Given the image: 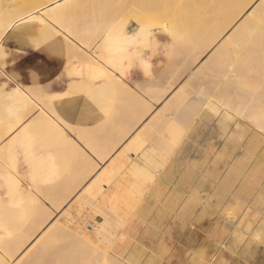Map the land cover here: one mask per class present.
I'll return each mask as SVG.
<instances>
[{
	"label": "rangeland",
	"instance_id": "374dc122",
	"mask_svg": "<svg viewBox=\"0 0 264 264\" xmlns=\"http://www.w3.org/2000/svg\"><path fill=\"white\" fill-rule=\"evenodd\" d=\"M10 1L0 0V19L5 14V20L11 23L0 35V61L12 55L8 61L12 66L8 68L6 63H0V76L6 75L8 86L20 88L35 99L40 108L34 107L40 114L50 118L51 114L56 117V112L59 117L56 119L64 129L68 126L60 118L64 117V108L56 105L51 108L40 76L23 73L31 82L28 85L15 72V60L37 52L48 58L65 56L67 65L79 64L77 60L70 62L71 47L65 39L57 37L56 29L100 58L104 57L102 44L110 36L125 47L129 57L122 59L121 69L113 71L121 78L124 88L115 87L116 95L106 100L107 115L100 123L89 126L104 123L106 127L108 161L104 169L92 161L96 166L94 177L84 183L89 162L86 154V159L80 157L70 165L68 159L57 155L58 147L52 141L48 146H38L41 155L47 153L51 160L60 159L57 164L53 162L57 173L50 182L40 177L39 172L26 180L28 188L22 187L19 195L21 209L0 204V214L5 211L0 216V259L3 258L0 263L56 264L77 248L75 244L83 242L86 246L78 249L81 251L78 257L85 259L84 264H93L108 255L113 264H264V129L255 128L257 122L264 125V61L256 65L244 93L233 91L235 85L228 88L225 44L221 45L224 49H218L222 38L215 40L225 31L224 20H228L224 17L223 0H86L62 16V21L48 18V24L38 23L35 37L31 38L14 37L11 33L14 24L40 15L55 2L41 5L48 0H13L15 8L20 6L19 13L28 9L29 2L34 3L28 14L19 17L18 12H12L16 9L9 15L4 12ZM250 1L226 0L225 3L242 18L258 0L245 7ZM10 17L15 18L9 22ZM124 32L133 33L136 39H122ZM191 36L195 48L186 43L185 39ZM101 63L104 65L105 58H101ZM220 83H224L226 90L215 94ZM179 88L182 90L177 95ZM203 88L204 95L197 97ZM175 93L176 97L170 101L177 102L169 108L167 104L163 107ZM146 97L152 108L150 116L165 110L158 117L162 119L153 118L146 124L151 123L152 127L146 126V132L143 130L139 138L135 137L133 142L127 138L119 145L120 137L129 131L130 136L136 134L150 117L141 122V116L149 108ZM25 110L27 117L32 114V109ZM0 111L5 119H12L8 100L0 102ZM247 111L254 116V122L252 116L245 119L249 113L242 115ZM33 119L26 127L35 122ZM47 123L51 125L50 121ZM46 140L44 137L43 145ZM70 145L76 147L74 142ZM91 146L100 147V141ZM86 148L92 152L90 147ZM62 161L65 165L60 167ZM129 162L135 164L136 171L133 172L132 166L119 170ZM28 167L30 171L33 169ZM13 182L17 183L19 192L18 182L12 179L13 187ZM27 189H30L28 193ZM101 193L108 200L102 201ZM31 198L48 211L43 215V211L37 210L36 222L31 219L35 209ZM48 207L59 210V215L50 218ZM7 216L11 219L6 220ZM54 229L58 238L61 236L56 242L50 240ZM19 232H26L27 239L24 236L25 245L17 251V246L12 249L11 246L16 244L12 242L17 240ZM83 252L87 255H82ZM35 254L39 256L34 262Z\"/></svg>",
	"mask_w": 264,
	"mask_h": 264
},
{
	"label": "crops",
	"instance_id": "0c3cea01",
	"mask_svg": "<svg viewBox=\"0 0 264 264\" xmlns=\"http://www.w3.org/2000/svg\"><path fill=\"white\" fill-rule=\"evenodd\" d=\"M60 2L64 1L62 0ZM38 23H42L43 25L48 24L47 22L41 21L25 23L22 20L14 24L11 33L16 38L35 37L34 35ZM55 34H57V37L60 39L70 40V42H67V46L71 47L69 50L70 62L77 60L80 61L79 64L71 63L67 65V57L65 56L48 58L41 53L33 52L30 53V57L16 59L13 68L16 73H20L21 76L24 77L28 85H30L31 82L27 80L28 77H26V75L24 76L23 73L33 72L40 76L42 90L48 95L51 108L53 105L64 108V117L60 118H64L68 126L66 127L67 129H64L56 119H59V117H53L51 114L50 118H48L51 125L44 122L36 123L35 121L30 127H26L34 117L40 114L39 110L34 108V106L40 108V105L35 99L33 100L28 96L24 90L8 86L4 80H9L6 75H4V77L0 76V102L8 100V107L13 111L12 119H5L0 111V204H10L12 207L11 201L15 198L12 194V179L18 182L19 194L21 193L22 187L28 188L26 180L30 177H35L38 172L40 177L44 178L46 182L52 181V178L57 173L55 169L56 166L53 162L57 164L60 162V159L54 157V159L52 158L51 160L49 154L44 153L41 155V152L37 150L38 146H48L49 141L53 142L51 144L57 145V155L64 159H68L70 165L71 162H74L80 157L86 159L85 154L89 159L85 167L88 168V171L92 166V161L102 170L105 167L104 164L108 161L106 154L108 152V146H106V127L104 123L97 127L90 128L89 126L100 123L103 120L104 115H107V98H112L116 95L117 89H115L113 82L110 81L111 79L105 81L103 78L104 76H108V73L105 71L109 69L112 71L121 69V64H124L122 59L127 56L129 57V52L126 51L122 44H118L116 40H112L109 36L101 47V52L104 56L101 58H105L103 66L101 58L96 52L92 53L91 50H86L83 45L69 38V35H65L64 37L57 29L55 30ZM121 38H125L126 40L129 38L130 40L131 38L132 40L136 39L133 33L126 32L121 35ZM72 43L75 44L76 47L71 45ZM72 46L75 48L78 47L77 51H75L76 49H73ZM12 58L13 56L11 55L9 59L1 60L0 63H6L8 68H10L12 63H8V61ZM81 72L84 73L83 76L78 75ZM10 83L12 84L13 80H10ZM3 85H6V87ZM131 89L134 90L133 88ZM21 93L25 100L26 98L28 99L26 100V108L33 110L32 114L28 117L26 116L24 105L22 104L23 101L19 97ZM10 98L11 100L9 101ZM145 99L148 106H150L151 104L148 98L146 97ZM22 119L24 121H22ZM24 132H26V134H28V132L31 133L25 136L23 135ZM44 137L47 139L45 145H43ZM130 137H128V140ZM99 141L100 147L93 148V146H91L92 143H98ZM70 142H74L77 148L72 147L69 144ZM86 146L90 147L92 152H89ZM52 155L55 156V154ZM96 156H99L101 160H98ZM28 165L33 167L31 171ZM63 165L65 164H63L62 161L59 166L62 167ZM194 178L197 179L198 176H194ZM87 181L88 180L84 181V183ZM27 190L26 193H28L30 189ZM72 200L73 198L69 200V203H71ZM48 208L52 213V215H49V217L51 216L50 218L59 215V210L56 208ZM43 209L44 211L42 213L45 215L48 211L45 210V207ZM4 214L5 211L2 210L0 216ZM8 217L10 216H7L6 220Z\"/></svg>",
	"mask_w": 264,
	"mask_h": 264
},
{
	"label": "bare ground",
	"instance_id": "6f19581e",
	"mask_svg": "<svg viewBox=\"0 0 264 264\" xmlns=\"http://www.w3.org/2000/svg\"><path fill=\"white\" fill-rule=\"evenodd\" d=\"M2 1V0H1ZM12 2H13V0H11ZM9 2L8 4H6V6H5V10H4V12H6L8 15L10 14V12L12 11V9L14 10V9H16L15 11H12V12H18L19 11V8H20V6H17L18 8H15L16 7V4H15V6H13L12 5V2ZM41 1V0H40ZM44 1V0H43ZM60 1H62V0H48V1H44V2H41L42 4L41 5H48L49 3H52V2H55V4H52V5H50V6H48V8H46V9H44V10H42V15H44V16H40V15H34V16H30V17H28V19H24L23 21L25 22V23H29V22H33V21H41V22H47V19L48 18H50V19H52L53 21H60L61 19H63L62 18V16H66L67 15V13H69V12H71V10H73V9H75L77 6H79V5H81V3H83L84 1H86V0H63L64 2H60ZM66 1V2H65ZM225 1L226 0H223V10H224V17L225 18H228V20L227 21H225L224 20V24H226V25H224V29H225V33L227 32V30H228V28H232L233 27V25H234V27L231 29V31L229 30L228 31V33H226V35H224V32H222V33H219V35L217 36V38H215V40H219V38H222V41L219 43V45L217 46V48L219 49V48H222V49H224V47H222L223 46V44H225V52H226V63H227V65H226V67H227V71H226V77L225 78H227V86H228V88L230 87V86H234L235 85V87L233 88V91H235L236 93H239V91H241V93H244L245 92V90H246V88L249 86V85H247V84H249V83H246L247 81H250L252 78H253V76H254V73L256 72V65L258 64V62L259 63H262L263 61H264V0H258V1H256V3L249 9V11L241 18L240 16L241 15H237L236 16V14L232 11V7H229L228 5H226V3H225ZM255 0H251L249 3H247V5L245 6V7H247V6H249L251 3H253ZM8 2V1H7ZM15 2V1H14ZM5 3L6 2H4V5H5ZM22 4V3H21ZM34 3L33 2H29V4H27L28 5V7L26 6V8H28L27 10L26 9H24V12H22V13H19V17H22V15H25V14H28L29 13V11L33 8V5ZM20 5V4H19ZM33 5V6H32ZM11 6H13V7H11ZM25 6V5H24ZM23 5H22V7H24ZM30 7V8H29ZM32 7V8H31ZM25 8V7H24ZM35 8V7H34ZM18 9V10H17ZM245 9V8H244ZM21 11H22V9H20ZM242 12H240V14H241ZM2 14V13H1ZM4 14V13H3ZM2 14V15H3ZM6 14V15H7ZM5 15V14H4ZM3 15V18L2 19H0V35H1V33L3 32V31H5V30H7V27L8 26H10V24H8V21H6L5 20V16ZM11 18V19H10ZM9 19V22L10 21H12V19L14 20V18L15 17H10ZM224 18V19H225ZM49 19V20H50ZM7 20H8V18H7ZM6 21V22H5ZM51 21V20H50ZM62 21V20H61ZM4 22L6 23V26H5V24H4ZM54 22V23H55ZM52 23V22H51ZM4 24V25H3ZM4 26V27H3ZM165 29H166V27H164ZM171 28H174V27H171ZM170 28V30H172ZM169 29V28H168ZM9 30V29H8ZM172 32H175V31H172ZM60 33L65 37V34L64 33H62L61 31H60ZM171 33V32H170ZM3 34V33H2ZM173 35V34H172ZM68 37V36H67ZM70 38V37H69ZM67 40V39H66ZM186 40V43L188 44V45H190L191 47H193V48H195V44H194V41H193V39H192V36L191 37H189V38H187V39H185ZM67 42H70V40L68 41L67 40ZM75 43V42H74ZM71 45H74L75 47H76V45L75 44H71ZM222 45V46H221ZM74 46H72L73 47V49H76L75 51H77V48H75ZM81 55V54H80ZM81 57V56H80ZM109 60V59H108ZM103 65V64H102ZM104 66V65H103ZM110 68V67H109ZM105 69H106V66H105ZM110 70V69H109ZM106 70L105 72H110V73H108V74H110L111 75V80H112V82L114 83V85H115V87L116 88H124L123 87V85H122V80H121V78L119 77V76H117V75H115L114 73H113V71L112 70ZM182 90V88H179L177 91H176V93H177V95H178V93H180V91ZM226 89H225V86H224V83H220V85H218V87L216 88V92H215V94H221V93H223L224 91H225ZM206 91V89H202V91L201 92H199L198 94H197V97H200V98H202V96L204 95V92ZM33 92V91H32ZM176 93L174 94V95H172L165 103H164V105H163V107L167 104V106H168V108L170 107V105H173V103L174 102H177L176 100H174V101H170L171 99H174L175 97H176ZM19 97H20V99H22V101H23V107L26 109V107H27V101L26 100H28V99H26L25 100V98L23 97V94L21 93V94H19ZM38 97V96H37ZM33 99V98H32ZM37 99V98H36ZM34 100V99H33ZM142 100H144L143 98H142ZM142 100H140V102L142 101ZM29 102V101H28ZM143 102V101H142ZM142 102H141V105H142ZM30 103V102H29ZM32 106V105H31ZM29 107V106H28ZM34 108H36V107H34ZM167 108V109H168ZM166 109V108H165ZM224 109V108H223ZM230 110V109H229ZM27 111V110H26ZM167 111V110H166ZM151 112H152V108L149 106V108H147V110H145V112L143 113V115L141 116V118H142V120H141V122H143L144 120H145V118H147L148 116H150V114H151ZM164 112H165V110L164 111H162V112H160V110L159 111H157L155 114H153V115H151L147 120H146V122H144L145 123V125H143L144 127H145V129H144V127L140 130H138V132L136 133V134H134L133 136H132V138H130L128 141H131V142H133L134 141V138L135 137H140L141 136V132H143V130L146 132V126H149V124H151V123H149L148 125H146L148 122H150V121H152V119L153 118H158L159 116H162L163 114H164ZM249 113V114H248ZM233 114H235V113H233ZM245 114H248L246 117H245V119H248V117H250V116H252L253 118H252V121L254 120V116L249 112V111H247V112H244V114H242V115H245ZM241 115V116H242ZM55 116L56 117H58V115H57V113L55 112ZM243 117V116H242ZM241 117V118H242ZM37 119V120H36ZM159 119V118H158ZM162 119V118H161ZM161 119H159V120H161ZM240 119V118H239ZM244 119V118H243ZM244 119V120H245ZM250 119V118H249ZM34 121H36V123L37 122H44V123H46V124H48L47 123V121H49V119H48V117H46L44 114H39L38 115V117L37 118H35V119H33ZM251 120V119H250ZM249 120V121H250ZM24 121V120H23ZM154 121V120H153ZM157 121V120H156ZM246 121V120H245ZM251 121V122H252ZM254 122V121H253ZM256 122V121H255ZM250 123V122H249ZM251 124V123H250ZM152 125L153 124H151V126H149V127H152ZM154 125H156V123L154 124ZM252 125V124H251ZM254 125V124H253ZM255 126V125H254ZM256 127H258V130H260L259 128H261V129H264V125L262 124V123H260V122H257V125L255 126V128ZM237 128H238V126H237ZM153 129V128H152ZM190 129V128H189ZM189 129H188V131H189ZM187 131V132H188ZM130 132L131 131H129V132H127V134L126 135H124V136H122V137H120L119 138V140H118V142H119V145L120 144H122L125 140H127V138L130 136ZM264 133V132H263ZM185 134V133H184ZM23 135H25V136H27V134H26V132H24V134ZM181 138V137H180ZM70 143H72V142H70ZM69 143V144H70ZM74 145H75V143H74ZM177 145V144H176ZM180 146V145H179ZM117 146H115L114 148H116ZM119 147V146H118ZM5 148V147H4ZM242 149V148H241ZM77 158V157H76ZM256 158V157H255ZM258 159V158H257ZM7 160V159H6ZM259 160V159H258ZM93 166V165H92ZM90 167L89 168V171L87 170V172H85V173H87L86 174V177H85V179L86 180H90V178H92L93 176H94V173H95V167L96 166H93V167ZM129 166H132V168H133V172H134V170L136 171V166H135V164L133 163V162H129L127 165H125V164H122L120 167H119V170L120 171H124V170H126V169H128V167ZM91 168H93L92 170H91ZM75 170V169H74ZM120 171H119V173H120ZM76 172V171H75ZM75 175H77L76 173H74ZM75 175H74V177H75ZM145 175V174H144ZM160 175V174H159ZM154 176H157L156 174L154 175ZM77 177V176H76ZM112 179L110 178L108 181H107V183H109L110 181H111ZM13 185H14V187H13V190H12V194L14 195V197L15 198H13L12 199V201H11V203H12V209H16V210H19V209H21L22 208V206L20 205V201H21V198H19V192H18V186H17V183L16 182H13ZM256 186V185H255ZM259 187V186H258ZM262 188V187H261ZM47 190V189H46ZM54 191V190H53ZM106 191H107V189H106ZM51 195H53V194H51ZM51 195H49L48 196V198H50V196ZM55 196V195H54ZM68 196V195H67ZM70 196V195H69ZM85 196V195H84ZM99 196H101V200L102 201H105V200H108V197H107V195L105 196L104 194H100ZM17 197V198H16ZM45 197V196H44ZM53 197V196H52ZM46 198V197H45ZM50 199H52V198H50ZM65 199H66V197H65ZM64 199V200H65ZM68 197H67V200H65V201H68ZM77 199V198H76ZM83 199V198H82ZM37 199H35V198H31V201L32 202H34V205H35V209H34V213H33V217L31 218V219H33V221H35L36 219H37V216H39L38 214H39V212L37 213V210H39V211H44V209H43V206L41 207V205H39L40 203H38L37 201H36ZM79 200V199H78ZM48 201H49V199H48ZM87 201V200H86ZM81 202V201H80ZM97 202V201H96ZM51 203V202H50ZM95 204V203H94ZM57 205V204H56ZM53 206V205H52ZM37 207V208H36ZM39 207H41V209L42 210H40V208ZM45 207V206H44ZM56 207V206H55ZM61 207V206H60ZM46 210V209H45ZM40 212V213H41ZM42 215V214H41ZM44 215V214H43ZM36 218V219H35ZM39 218H41V217H39ZM8 219H11V217H9ZM35 219V220H34ZM254 220V219H253ZM36 222V221H35ZM45 223V222H44ZM29 224V223H28ZM31 224V223H30ZM35 225V224H34ZM34 225H32V226H34ZM44 225V224H43ZM42 225V226H43ZM26 229V228H25ZM24 229V231H26ZM29 231V230H28ZM47 231V230H46ZM61 232H62V230H60ZM64 232V231H63ZM25 233L26 232H23L22 234H20V232H19V235L17 236L18 238H17V240L16 239H14L13 241L14 242H12V243H16L15 245L14 244H12V246H11V249H12V247L13 246H17V251L18 250H20V249H22L23 247H24V245H25V242H23L24 241V236H25V238H26V236L27 235H25ZM57 233H58V231L56 230V229H54L53 230V232L51 231V238L50 237H48V239L50 238V240L51 239H53V240H55V242H56V239L58 238V235H57ZM27 234V233H26ZM44 234V233H43ZM42 234V235H43ZM60 235H63L62 233H59ZM65 235V234H64ZM63 235V237H65ZM22 236V237H21ZM48 236V235H47ZM20 237H21V239H22V241H21V245L19 244L20 243V241H19V239H20ZM43 237H45V236H43ZM61 237V236H60ZM59 237V238H60ZM40 238V237H39ZM58 238V239H59ZM20 239V240H21ZM27 239V238H26ZM44 239V238H43ZM64 239V238H63ZM12 240V239H11ZM65 240V239H64ZM63 240V241H64ZM66 240H68V239H66ZM41 241V240H40ZM62 241V242H63ZM69 241V240H68ZM68 241H66V243H68ZM19 242V243H18ZM26 242H27V240H26ZM48 242H51V241H48ZM54 242V241H53ZM65 242V241H64ZM80 242V241H79ZM24 243V244H23ZM71 243V242H70ZM74 243V242H73ZM78 243V242H77ZM114 243V242H113ZM42 244V243H41ZM45 244H47V243H45ZM60 244V243H59ZM65 244V243H64ZM63 244V245H64ZM79 244V243H78ZM18 245H19V247H18ZM44 245V244H43ZM50 245H52V244H50ZM72 245V244H71ZM45 246H47L48 247V245H45ZM56 245H54V246H52V247H55ZM65 246H67V245H65ZM83 246H86V243H81L80 245H77V244H75V247H77L76 249H77V251H78V253H77V251H76V249H73V252L72 253H70V254H67V256H66V259L64 258V256H63V258H64V260L61 262V261H59L58 260V263L57 262H55L56 264H84L86 261H85V259L84 260H81L82 259V257L80 256V258L78 257V255H80V253H81V251H80V253H79V250L81 249V248H83ZM44 246H42V248H43ZM47 247H45V248H47ZM60 247H62V246H60ZM95 247V246H94ZM2 248V247H1ZM45 248H43V249H45ZM10 249V250H11ZM36 249V248H35ZM38 249V248H37ZM40 249V248H39ZM43 249H41V250H43ZM79 249V250H78ZM87 249V248H86ZM86 249H84V250H86ZM89 249V248H88ZM7 250V249H6ZM30 250V249H29ZM55 250H58V249H55ZM62 250H63V248H62ZM67 250V249H66ZM98 250V249H97ZM131 250V246H130V248L129 249H127V251L129 252ZM35 251V250H34ZM38 251V250H37ZM45 251V250H44ZM52 251V250H51ZM94 251V250H93ZM4 252V251H3ZM15 252H16V250H15ZM27 252V251H26ZM41 252H43V251H41ZM53 252H54V250H53ZM52 252V255L54 254L55 255V252L53 253ZM61 252V251H60ZM59 252V253H60ZM70 252H71V250H70ZM85 252V251H84ZM82 253V255L83 254H85V253ZM5 253V252H4ZM13 253V252H12ZM28 253V252H27ZM50 253V252H49ZM92 253V252H91ZM29 254H30V252H29ZM40 254V253H39ZM39 254H35V255H33L34 256V262H35V260H36V258H38V256H39ZM42 254H44V253H42ZM62 254H64V253H62ZM96 254V253H95ZM24 255V254H23ZM51 255V254H50ZM51 255V257L52 258H54V255L52 256ZM59 255V254H58ZM87 254H85V256H86ZM108 255V254H107ZM42 256V255H41ZM45 257H47L46 255H44ZM97 256V255H96ZM109 256V255H108ZM107 256V258H103V259H101V261H98V262H93V264H113V260H109L108 258L110 257H108ZM119 257H121L120 255H118ZM14 257H15V255H14ZM45 257H44V259H45ZM50 257V258H51ZM55 257H56V255H55ZM88 257V256H87ZM91 257H93V256H91ZM103 257V256H102ZM104 257H106V255L104 256ZM42 258V257H41ZM49 258V257H48ZM61 258H62V256H61ZM98 258V257H97ZM3 259V258H2ZM2 259H0V260H2ZM24 259V258H23ZM22 258H21V260H23ZM29 259H30V256H29ZM32 259V258H31ZM32 259V260H33ZM56 259V258H55ZM32 260L31 261H28V262H32ZM39 260V259H38ZM37 260V261H38ZM53 260V259H52ZM57 260V259H56ZM79 260H81V262L79 261ZM94 260H95V258H94ZM97 260V259H96ZM100 260V259H99ZM24 261V260H23ZM46 261V260H45ZM51 261V260H50ZM50 261H48V262H50ZM82 261L84 262V263H82ZM2 262V261H1ZM22 262V261H21ZM26 262V261H25ZM42 262V261H41ZM44 262V261H43ZM91 262V261H90ZM3 263V262H2ZM2 263H0V264H2ZM4 263H6V262H4ZM54 263V262H53ZM87 263H89V262H87ZM92 263V262H91ZM25 264V263H24ZM32 264V263H31ZM34 264V263H33ZM36 264V263H35ZM50 264H51V262H50ZM124 264V263H123Z\"/></svg>",
	"mask_w": 264,
	"mask_h": 264
}]
</instances>
